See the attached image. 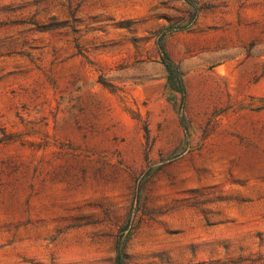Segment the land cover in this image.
Listing matches in <instances>:
<instances>
[{
    "label": "rangeland",
    "instance_id": "obj_1",
    "mask_svg": "<svg viewBox=\"0 0 264 264\" xmlns=\"http://www.w3.org/2000/svg\"><path fill=\"white\" fill-rule=\"evenodd\" d=\"M121 239L124 264H264V0H0V264Z\"/></svg>",
    "mask_w": 264,
    "mask_h": 264
},
{
    "label": "trees",
    "instance_id": "obj_2",
    "mask_svg": "<svg viewBox=\"0 0 264 264\" xmlns=\"http://www.w3.org/2000/svg\"><path fill=\"white\" fill-rule=\"evenodd\" d=\"M159 51L161 53V59L163 66L167 73V81L171 90L182 95V101H184V84L178 68L170 61L162 43L158 44ZM181 124H184L181 121ZM124 249H125V240L121 239L117 243L116 247V264H124Z\"/></svg>",
    "mask_w": 264,
    "mask_h": 264
}]
</instances>
